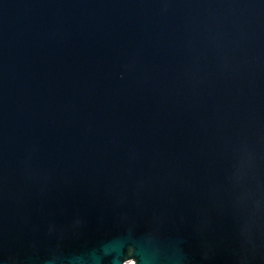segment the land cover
I'll return each instance as SVG.
<instances>
[{
    "label": "water",
    "instance_id": "1",
    "mask_svg": "<svg viewBox=\"0 0 264 264\" xmlns=\"http://www.w3.org/2000/svg\"><path fill=\"white\" fill-rule=\"evenodd\" d=\"M264 264V0H0V264Z\"/></svg>",
    "mask_w": 264,
    "mask_h": 264
},
{
    "label": "bare ground",
    "instance_id": "2",
    "mask_svg": "<svg viewBox=\"0 0 264 264\" xmlns=\"http://www.w3.org/2000/svg\"><path fill=\"white\" fill-rule=\"evenodd\" d=\"M124 264H135L133 259H128L124 262Z\"/></svg>",
    "mask_w": 264,
    "mask_h": 264
}]
</instances>
